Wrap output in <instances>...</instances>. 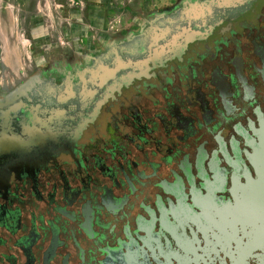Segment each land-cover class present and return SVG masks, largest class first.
I'll return each instance as SVG.
<instances>
[{
	"label": "flooded vegetation",
	"instance_id": "1",
	"mask_svg": "<svg viewBox=\"0 0 264 264\" xmlns=\"http://www.w3.org/2000/svg\"><path fill=\"white\" fill-rule=\"evenodd\" d=\"M263 132L264 0L143 9L0 85V264H264Z\"/></svg>",
	"mask_w": 264,
	"mask_h": 264
},
{
	"label": "rangeland",
	"instance_id": "2",
	"mask_svg": "<svg viewBox=\"0 0 264 264\" xmlns=\"http://www.w3.org/2000/svg\"><path fill=\"white\" fill-rule=\"evenodd\" d=\"M176 1L0 0V85L20 73L84 55L102 40L136 27L143 9Z\"/></svg>",
	"mask_w": 264,
	"mask_h": 264
},
{
	"label": "water",
	"instance_id": "3",
	"mask_svg": "<svg viewBox=\"0 0 264 264\" xmlns=\"http://www.w3.org/2000/svg\"><path fill=\"white\" fill-rule=\"evenodd\" d=\"M257 151H258V155L263 156V164H261L260 167L256 168V172H257V180L259 181H264V132L263 135L261 136V138L258 141V144L256 146Z\"/></svg>",
	"mask_w": 264,
	"mask_h": 264
},
{
	"label": "crops",
	"instance_id": "4",
	"mask_svg": "<svg viewBox=\"0 0 264 264\" xmlns=\"http://www.w3.org/2000/svg\"><path fill=\"white\" fill-rule=\"evenodd\" d=\"M6 70L4 71V76L7 77V73L5 74ZM11 74V73H10ZM9 80V79H8Z\"/></svg>",
	"mask_w": 264,
	"mask_h": 264
}]
</instances>
